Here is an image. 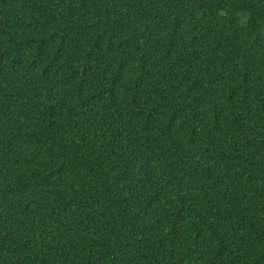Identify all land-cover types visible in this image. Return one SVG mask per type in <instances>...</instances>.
I'll return each instance as SVG.
<instances>
[{
  "label": "trees",
  "instance_id": "obj_1",
  "mask_svg": "<svg viewBox=\"0 0 264 264\" xmlns=\"http://www.w3.org/2000/svg\"><path fill=\"white\" fill-rule=\"evenodd\" d=\"M0 264H264V0H0Z\"/></svg>",
  "mask_w": 264,
  "mask_h": 264
}]
</instances>
